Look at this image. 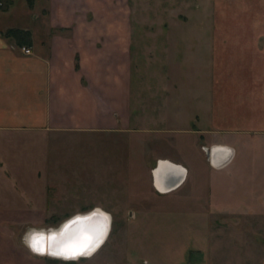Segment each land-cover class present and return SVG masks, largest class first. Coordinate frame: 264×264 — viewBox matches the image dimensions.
Segmentation results:
<instances>
[{
  "label": "rangeland",
  "instance_id": "rangeland-1",
  "mask_svg": "<svg viewBox=\"0 0 264 264\" xmlns=\"http://www.w3.org/2000/svg\"><path fill=\"white\" fill-rule=\"evenodd\" d=\"M119 1L132 25L131 125L115 133L0 132V264H188L190 246L204 240L208 229L202 217L192 215L194 199L211 201V188L213 198L228 203L236 199L229 190L235 185L263 184L258 177L249 180L264 165L262 136L250 141L256 148L243 147L235 163L238 175L232 176L211 170L202 155L196 158L194 136L164 142L178 130L197 129L199 92L209 79L197 67V34L206 23L229 20L226 0L222 17L214 14L220 0ZM150 150H176L193 161L187 197L155 194ZM257 190L240 193L254 201ZM95 208L113 222L105 245L90 258L43 257L25 242L32 229L57 228ZM224 217L207 222L209 229L264 231V222Z\"/></svg>",
  "mask_w": 264,
  "mask_h": 264
},
{
  "label": "crops",
  "instance_id": "crops-1",
  "mask_svg": "<svg viewBox=\"0 0 264 264\" xmlns=\"http://www.w3.org/2000/svg\"><path fill=\"white\" fill-rule=\"evenodd\" d=\"M225 2L229 20L206 23L197 34V67L203 80L209 78L199 92L203 109L194 118L197 129L178 130L181 133L165 136L164 142L194 136L198 144L193 146L201 151L196 158L202 155L211 170L232 176L243 147L256 148L250 141L264 137V0ZM216 4L214 14L222 17V0ZM131 26L119 0H14L8 10L0 9V132L128 129L133 119ZM214 146L234 150L228 165H211L204 147ZM149 153L156 164L151 175L159 161L187 169L185 181L170 193H161L152 177L155 194L187 197L194 181L193 161L176 150ZM249 175L251 181L258 177L262 186L235 185L229 189L234 201L213 198L211 188V201L194 199L197 209L190 211L202 217L208 229L204 240L190 246L188 264H264V231H214L207 224L224 216L264 222V165ZM253 189H260L254 201L250 193H240Z\"/></svg>",
  "mask_w": 264,
  "mask_h": 264
},
{
  "label": "water",
  "instance_id": "water-1",
  "mask_svg": "<svg viewBox=\"0 0 264 264\" xmlns=\"http://www.w3.org/2000/svg\"><path fill=\"white\" fill-rule=\"evenodd\" d=\"M111 230V215L94 209L72 216L57 233L50 232L47 238L34 235L43 237V242L41 245H31V250L43 257L73 261L99 250L109 238Z\"/></svg>",
  "mask_w": 264,
  "mask_h": 264
},
{
  "label": "bare ground",
  "instance_id": "bare-ground-1",
  "mask_svg": "<svg viewBox=\"0 0 264 264\" xmlns=\"http://www.w3.org/2000/svg\"><path fill=\"white\" fill-rule=\"evenodd\" d=\"M208 152H209V159H210L209 162H211V165L215 168H222L228 165L230 160L232 159V156L234 155V150L226 146H214L213 150L212 151L209 150ZM170 165L171 164H169L167 161H160V164L158 165V167L154 169L155 170L154 171L155 186L161 193L172 192L175 189H177V187H179L178 185L181 184V179L179 178L180 177L179 171H177L176 168L171 167ZM95 209H97V211L100 210V208H95ZM89 212H92V210ZM78 215H81V214H78ZM59 228L60 227L51 228L49 230L32 229L28 233L27 237H32L34 235H44L47 238L49 237L50 232L57 233ZM27 245L29 246V248L31 247V244L27 243ZM99 250H97L96 252L92 254L86 255L85 257H81L73 261H78L83 258H90L94 256Z\"/></svg>",
  "mask_w": 264,
  "mask_h": 264
},
{
  "label": "built area",
  "instance_id": "built-area-1",
  "mask_svg": "<svg viewBox=\"0 0 264 264\" xmlns=\"http://www.w3.org/2000/svg\"><path fill=\"white\" fill-rule=\"evenodd\" d=\"M23 50V52L25 53V54H27V55H31L32 53H31V50L30 49H27V48H23L22 49ZM213 148L214 147H211V151L213 150ZM168 162V161H167ZM169 164H171L170 166L171 167H174V168H176V170L177 171H179V174H180V179H181V182H183V181H185V179H186V176H187V169H185L184 167H182V166H180V165H175V164H173V163H171V162H168ZM160 164V161L158 162V165Z\"/></svg>",
  "mask_w": 264,
  "mask_h": 264
},
{
  "label": "trees",
  "instance_id": "trees-1",
  "mask_svg": "<svg viewBox=\"0 0 264 264\" xmlns=\"http://www.w3.org/2000/svg\"><path fill=\"white\" fill-rule=\"evenodd\" d=\"M13 2H14V0H0V9L4 10V11L8 10L9 7L12 6ZM12 33L13 34H24V35L26 34V33H23L21 31H13ZM26 35H28V34H26Z\"/></svg>",
  "mask_w": 264,
  "mask_h": 264
},
{
  "label": "clouds",
  "instance_id": "clouds-1",
  "mask_svg": "<svg viewBox=\"0 0 264 264\" xmlns=\"http://www.w3.org/2000/svg\"><path fill=\"white\" fill-rule=\"evenodd\" d=\"M25 242L31 245H41L43 242V237L40 236L26 237Z\"/></svg>",
  "mask_w": 264,
  "mask_h": 264
}]
</instances>
